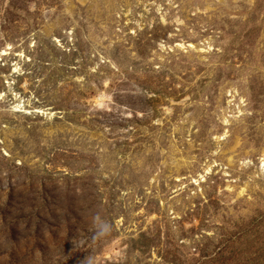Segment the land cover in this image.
Wrapping results in <instances>:
<instances>
[{
  "label": "rangeland",
  "instance_id": "obj_1",
  "mask_svg": "<svg viewBox=\"0 0 264 264\" xmlns=\"http://www.w3.org/2000/svg\"><path fill=\"white\" fill-rule=\"evenodd\" d=\"M0 264H264V0H0Z\"/></svg>",
  "mask_w": 264,
  "mask_h": 264
}]
</instances>
